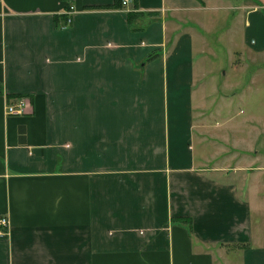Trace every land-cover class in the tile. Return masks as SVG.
<instances>
[{"label": "crops", "instance_id": "0c3cea01", "mask_svg": "<svg viewBox=\"0 0 264 264\" xmlns=\"http://www.w3.org/2000/svg\"><path fill=\"white\" fill-rule=\"evenodd\" d=\"M253 94L264 0H0V264H264L263 154L210 123Z\"/></svg>", "mask_w": 264, "mask_h": 264}, {"label": "rangeland", "instance_id": "374dc122", "mask_svg": "<svg viewBox=\"0 0 264 264\" xmlns=\"http://www.w3.org/2000/svg\"><path fill=\"white\" fill-rule=\"evenodd\" d=\"M237 38L239 39V35H237ZM240 43V41H237ZM224 49V48H221ZM222 55L220 56V59L216 63V83H220L222 86V91L221 94L216 93V111L219 108V105L221 104V96L223 95L224 97L228 96V91L224 88V85L228 81L225 82L223 74L231 70V62L228 61L227 56H225L226 52L222 51ZM218 70V71H217ZM225 82V83H224ZM224 83V84H223ZM225 89V90H224ZM234 102H232V106L229 107L228 111L229 113L226 114L225 117L217 115L216 113V121L211 120L210 123L212 125L215 124L216 122V129L213 128L212 135L216 136V142L219 141V144H224L225 146L229 147L231 150L233 148H238L242 150L243 154H247L249 158L255 157L257 154L261 155V160L258 162V160L255 159H250V163L252 165H261L264 164V153H263V148L264 144H259L257 146H251L248 144L246 141L251 137L252 135L251 131H258L259 129L262 130L264 128V106L262 103H264V95H252V103L254 105H258L261 107V109H257V111H254L255 119L256 122H254L256 127H251L249 125V122L247 119H249L252 115L251 109L249 105H247V102L244 100L246 95H238V96H231ZM213 108V106H211ZM233 115H235V120L237 123V128L234 130V127L232 123H229L227 120L230 119ZM234 121V118L231 120ZM219 135V136H218ZM218 136V137H217ZM231 139V142L229 141ZM217 148H220L219 146ZM216 148V153H218ZM227 148V149H229ZM254 175H251L248 177V186L251 184L254 186V188H261L262 192L261 194H264V177L257 179L254 181L253 178ZM252 177V178H251ZM253 225H254V231L259 232L260 237H264L262 234L263 226H264V211L260 210L259 207H256L253 212Z\"/></svg>", "mask_w": 264, "mask_h": 264}, {"label": "built area", "instance_id": "2783aa9c", "mask_svg": "<svg viewBox=\"0 0 264 264\" xmlns=\"http://www.w3.org/2000/svg\"><path fill=\"white\" fill-rule=\"evenodd\" d=\"M123 7H129L135 4L136 0H120ZM27 99L18 100L15 104L7 106L8 115H22L27 111ZM9 220L7 217H0V237L8 236Z\"/></svg>", "mask_w": 264, "mask_h": 264}, {"label": "trees", "instance_id": "16d2710c", "mask_svg": "<svg viewBox=\"0 0 264 264\" xmlns=\"http://www.w3.org/2000/svg\"><path fill=\"white\" fill-rule=\"evenodd\" d=\"M158 58V55L157 54H151L150 56H148L147 58V62H150L154 59Z\"/></svg>", "mask_w": 264, "mask_h": 264}]
</instances>
